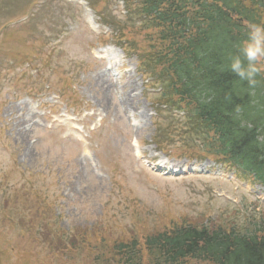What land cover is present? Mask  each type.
I'll use <instances>...</instances> for the list:
<instances>
[{
    "label": "rangeland",
    "instance_id": "374dc122",
    "mask_svg": "<svg viewBox=\"0 0 264 264\" xmlns=\"http://www.w3.org/2000/svg\"><path fill=\"white\" fill-rule=\"evenodd\" d=\"M129 1L0 0V264H93L49 252L44 224L95 229L94 258L184 220L253 231L264 217L254 180L181 138L155 143L177 112L159 118Z\"/></svg>",
    "mask_w": 264,
    "mask_h": 264
},
{
    "label": "trees",
    "instance_id": "16d2710c",
    "mask_svg": "<svg viewBox=\"0 0 264 264\" xmlns=\"http://www.w3.org/2000/svg\"><path fill=\"white\" fill-rule=\"evenodd\" d=\"M127 5L125 17L140 20L147 34L146 49L132 50L143 72L162 88L159 118L177 112L171 124H157V146L181 138L186 147L199 148L193 150L199 158L264 187V73L250 87L228 68L229 56L246 38L245 22L264 23V0H130ZM215 223L176 222L148 232L142 243L115 242L94 258L90 254L98 248L89 238L107 239L93 228L50 231L44 224L40 236L65 263L74 260L73 253L85 252L93 264H264V217L252 224L253 231Z\"/></svg>",
    "mask_w": 264,
    "mask_h": 264
},
{
    "label": "clouds",
    "instance_id": "9594fccd",
    "mask_svg": "<svg viewBox=\"0 0 264 264\" xmlns=\"http://www.w3.org/2000/svg\"><path fill=\"white\" fill-rule=\"evenodd\" d=\"M246 38L236 45V52L229 56V70L250 87L257 84V77L264 73V23L247 21Z\"/></svg>",
    "mask_w": 264,
    "mask_h": 264
},
{
    "label": "bare ground",
    "instance_id": "6f19581e",
    "mask_svg": "<svg viewBox=\"0 0 264 264\" xmlns=\"http://www.w3.org/2000/svg\"><path fill=\"white\" fill-rule=\"evenodd\" d=\"M105 80H104V78L103 77H99L98 78V83H103Z\"/></svg>",
    "mask_w": 264,
    "mask_h": 264
}]
</instances>
